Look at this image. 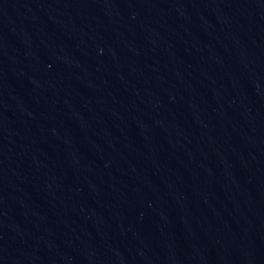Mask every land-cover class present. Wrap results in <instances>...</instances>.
Segmentation results:
<instances>
[{
	"label": "water",
	"instance_id": "water-1",
	"mask_svg": "<svg viewBox=\"0 0 264 264\" xmlns=\"http://www.w3.org/2000/svg\"><path fill=\"white\" fill-rule=\"evenodd\" d=\"M0 264H264V0H0Z\"/></svg>",
	"mask_w": 264,
	"mask_h": 264
}]
</instances>
